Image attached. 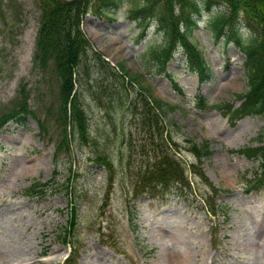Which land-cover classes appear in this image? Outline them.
<instances>
[{"label": "rangeland", "instance_id": "obj_1", "mask_svg": "<svg viewBox=\"0 0 264 264\" xmlns=\"http://www.w3.org/2000/svg\"><path fill=\"white\" fill-rule=\"evenodd\" d=\"M40 1L0 0V116L23 86L29 110L25 119L9 121L0 130V202L5 204H0V250L8 259L0 264H63L70 250L67 240L74 242L76 264H164L166 250L172 252V264H264V186L250 188L248 183L258 161L237 152L261 144L264 116L248 114L231 126L215 106L224 101L238 106L243 99L233 93L248 89L241 48L235 38L226 39L233 21L242 44L254 36L244 14L232 19L224 4L207 8L205 0H188L198 8L187 10L196 22L190 40L208 66V76L201 81L188 70L181 47L165 69L158 70L150 53L158 48L161 35L151 25L143 38L138 37L135 21L126 12L128 0H121L114 11L117 18L111 21L89 3L81 21L89 45L75 74L88 142L68 125L70 146L57 156L63 132L52 114L58 83L52 67L43 73L32 61ZM221 15L230 21L213 25ZM112 64L140 74L139 81L149 85L152 96L172 106L161 113L164 135L177 144L173 150L186 168L191 190L175 184L167 190L158 185L155 191L151 184L150 190L135 195L130 172L141 162L138 153L145 132L134 111L142 103L139 87L126 82ZM170 73L180 90L172 87ZM204 140L213 153L203 158L202 166L213 187L188 169L196 161L189 148ZM100 153L113 162L112 182L95 161ZM126 161L135 162L130 172L121 168ZM35 182L41 191L33 192ZM214 189L225 215L221 209L209 213L201 198ZM70 203L77 213L74 238L65 235ZM15 205L21 208L9 212Z\"/></svg>", "mask_w": 264, "mask_h": 264}, {"label": "trees", "instance_id": "obj_2", "mask_svg": "<svg viewBox=\"0 0 264 264\" xmlns=\"http://www.w3.org/2000/svg\"><path fill=\"white\" fill-rule=\"evenodd\" d=\"M93 4L96 13L103 14L109 20L116 18L114 11L120 6L121 0H41V15L37 29L33 54V66L40 68L43 73L49 71L52 67L58 83L57 106L52 109L55 120L61 122L63 132L58 146L59 149H68L70 143V134L67 133V127L70 125L73 131H76L85 143L88 142V130L85 113L82 109L79 93L75 88V74L78 73L79 66L86 55L87 38L81 29V21L88 4ZM224 4L231 11L232 19L239 13H243L248 27L254 32L248 43H241V36L237 28L231 23L232 29L228 39L235 38L244 54V70L248 80V90L235 94L241 96L243 101L238 107H233L229 102L215 104L222 111L228 122L234 125L237 120L244 115L255 113L264 116V0H205L206 7L214 4ZM197 11L196 2L189 3L188 0H128L126 12L128 16L135 20L139 29L138 36L145 34L146 28L154 25L161 35V43L151 50L150 56L158 64V69L163 70L166 62L174 54V49L179 46L186 55L187 65L200 76H206L208 67L201 51L189 39L190 27L196 22L192 18L188 8ZM112 13V14H111ZM226 15V14H225ZM221 15L213 21V25H220L230 18ZM89 45V44H88ZM97 59L99 55L95 53ZM118 68L123 72L126 82L135 84L139 87L140 100L142 107L137 108L138 125L145 132L143 143L140 145V163L122 162L121 168H125L133 173L135 177V194L146 189L152 184V188L157 191L156 186L167 188L170 183L177 182L180 185H186L191 190L190 183L186 181L185 168L176 157L173 147H176L175 141L168 135H164L161 113L165 112V107L170 105L154 98L151 95L150 87L144 81H139L140 74H131L122 65ZM176 86V83L172 81ZM24 88V86H23ZM21 88L17 98L12 103L8 112L0 116V128L11 119L23 118L29 113L27 104V94ZM144 108V111H142ZM136 110V105H135ZM69 123V124H68ZM259 139L264 138L260 135ZM191 151L197 157V164H191V171L197 172L207 181L201 167V158L209 157L212 154L210 145L203 141L200 145L192 144ZM60 150L57 151L59 153ZM131 154V150H126ZM240 153L255 158L260 168L255 171L254 177L249 181L254 186L264 185V140L256 146H245L241 148ZM153 152V157L150 153ZM126 154V153H125ZM125 154H122L124 159ZM128 157V156H127ZM127 159V158H126ZM96 162L102 164L107 170L113 171V162L107 155H98ZM112 179L110 174L109 180ZM208 183V181H207ZM210 183V182H209ZM37 185V184H35ZM150 190L151 188H147ZM42 189H40L41 191ZM210 192L216 193V190ZM206 206L211 213L215 214L217 206L214 205L211 196L201 193ZM223 208V207H222ZM222 210V209H221ZM226 213V210H224ZM223 212V210H222ZM77 221L76 208H70L69 229L74 231ZM66 233V232H65Z\"/></svg>", "mask_w": 264, "mask_h": 264}, {"label": "bare ground", "instance_id": "obj_3", "mask_svg": "<svg viewBox=\"0 0 264 264\" xmlns=\"http://www.w3.org/2000/svg\"><path fill=\"white\" fill-rule=\"evenodd\" d=\"M1 181H3V180H1ZM3 182H5V181H3ZM2 205H5V204H2ZM9 210H11L12 212H15L16 211V209H15V207H12V206H10V209ZM162 226V225H161ZM165 227V226H164ZM162 228V227H161ZM167 229V228H166ZM170 229V228H169ZM174 229V228H173ZM171 230V229H170ZM176 231V230H175ZM164 232V231H163ZM174 232V231H173ZM170 233V232H169ZM165 234V233H164ZM178 235V234H177ZM175 236V235H174ZM178 237V236H177ZM174 238V237H173ZM264 246V245H263ZM171 254H172V252H171V250H166L163 254H162V260H163V263L164 264H172V261H171V258H173V256H171ZM174 255V254H173ZM183 258V257H182ZM176 259V258H175ZM8 259L6 258V256H5V254L0 250V263L1 262H5V261H7ZM178 260H179V258H178ZM186 259H184L183 258V261H185ZM174 261V260H173ZM27 262H25L24 260H22L21 261V264H26ZM176 263H177V261H176ZM175 263V264H176ZM179 263H180V261H179ZM34 264H38L37 262L36 263H34Z\"/></svg>", "mask_w": 264, "mask_h": 264}]
</instances>
